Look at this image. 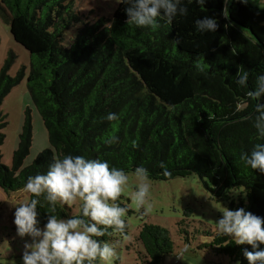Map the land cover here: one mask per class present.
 <instances>
[{
  "label": "trees",
  "instance_id": "trees-1",
  "mask_svg": "<svg viewBox=\"0 0 264 264\" xmlns=\"http://www.w3.org/2000/svg\"><path fill=\"white\" fill-rule=\"evenodd\" d=\"M233 2L225 16V0H206L204 6L184 0L187 16H177L171 25L158 20L156 28H137L127 24L128 5L122 3L110 17L91 23L76 0H0V16L13 39L30 53L28 90L50 143L24 167L34 141L28 110L11 167L0 151V188L7 194L21 191L29 176L46 173L54 158L72 154L107 160L129 174L143 166L153 181L196 174L231 210L243 207L264 217V173L240 159L256 143H264L253 127L256 105L264 98L247 96L257 75L264 74V38L255 29L264 28V9L240 2L244 20L238 21ZM205 16L217 20L216 32L196 30V19ZM76 27L75 40L67 47V32ZM13 59L0 75V147L8 124L2 105L25 74H7ZM198 61L208 66L205 72L196 69ZM241 65L249 71L247 89L234 82ZM110 112L119 119H104ZM110 138L117 139L108 143ZM41 200L44 206L37 211L42 228L49 208ZM70 212L57 206L59 216ZM177 225L178 236L190 245L186 220ZM205 234L211 241L200 243L199 250L211 249L232 264H249L244 249L251 251L250 245ZM134 240L127 250L135 247V264H163L177 247L171 231L160 225L144 223ZM115 263L121 264V258Z\"/></svg>",
  "mask_w": 264,
  "mask_h": 264
},
{
  "label": "clouds",
  "instance_id": "clouds-1",
  "mask_svg": "<svg viewBox=\"0 0 264 264\" xmlns=\"http://www.w3.org/2000/svg\"><path fill=\"white\" fill-rule=\"evenodd\" d=\"M204 6L206 0H189ZM225 0L224 14L228 15ZM247 3L248 0H240ZM128 5L125 9L127 24L137 28H156L158 20L169 25L177 16H187L184 0H117ZM215 18L205 16L195 21L199 33H214L218 29ZM199 72L208 67L203 61L195 64ZM240 88L247 89L249 71L239 66L235 81ZM247 96L260 101L264 98V74L256 77L255 88ZM253 127L257 138L264 140V103L256 105ZM117 121V113H108L104 118ZM117 138H110L113 143ZM240 159L247 167L264 173V143H256L250 152L241 154ZM161 168H165L163 162ZM137 186L131 194V203L143 209L142 215L151 213L149 202L151 177L143 166L134 169ZM169 175L167 171L164 173ZM129 183V173L107 160L87 159L81 155L66 154L55 159L46 173L29 176L24 191L32 194L30 202L20 203L15 209L14 224L17 235L28 237L22 255V264H114L118 258L120 241L118 234L126 237L128 224L124 217L129 211L127 204L120 202ZM47 202V222L38 226V205ZM79 208V214L59 216L57 206ZM223 215L215 222L219 234L231 237L237 245H250L244 249L249 264H264V217L257 216L245 208L231 210L223 208ZM107 237L108 239H103ZM15 264V262H13Z\"/></svg>",
  "mask_w": 264,
  "mask_h": 264
},
{
  "label": "rangeland",
  "instance_id": "rangeland-1",
  "mask_svg": "<svg viewBox=\"0 0 264 264\" xmlns=\"http://www.w3.org/2000/svg\"><path fill=\"white\" fill-rule=\"evenodd\" d=\"M248 1L253 6L264 9V0ZM76 4L81 14L94 23L97 19L110 17L120 3H117V0H76ZM233 7L237 10L234 13V18L243 21L242 3L239 0H234ZM79 28L76 27L67 32V37L64 39L67 47L74 42ZM255 29L264 38V28ZM11 57L14 59L7 74L11 78H16L22 71L25 74L22 81L7 95L2 105V111L8 124L3 130L5 141L0 147V151L3 163L11 167L13 155L19 147L20 134L27 112L30 110L34 141L31 154L24 164V167H28L34 163L42 151L50 147L49 136L28 90L30 53L15 42L10 32V26L0 16V75ZM136 186V178L131 173L129 174V183L120 198L122 204L129 206V211L124 219L130 226V236L117 239L120 241L117 259L121 258V264H135L136 249L133 247L134 249L131 248L128 251L127 246L135 244V234H139L140 227L144 223L168 228L173 235L177 247L173 255L165 258L163 264H232L217 257L211 249L199 250L201 244L211 241L205 231L219 234L215 222L223 215V208L230 209V203L218 201L198 175L193 174L188 178H178L170 182L151 180L149 202L153 207L147 216L142 215L143 209L137 208L131 203V194ZM30 195L24 190L7 194L0 188V264H13V262L22 264L24 245L26 241L30 242V238H21L17 235L14 213L20 203L29 202ZM71 209L70 215L79 214L78 207L73 206ZM183 220H186L187 223L185 230L191 235V243L186 246L184 240L177 234L179 231L177 224ZM197 231L201 233L195 234ZM115 261L114 264H116Z\"/></svg>",
  "mask_w": 264,
  "mask_h": 264
}]
</instances>
